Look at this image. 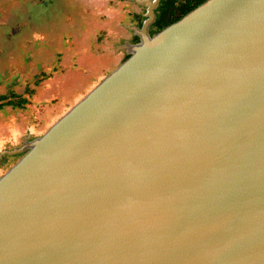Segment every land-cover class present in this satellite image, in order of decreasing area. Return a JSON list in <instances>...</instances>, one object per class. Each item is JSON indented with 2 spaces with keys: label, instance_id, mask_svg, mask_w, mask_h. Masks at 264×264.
<instances>
[{
  "label": "water",
  "instance_id": "1",
  "mask_svg": "<svg viewBox=\"0 0 264 264\" xmlns=\"http://www.w3.org/2000/svg\"><path fill=\"white\" fill-rule=\"evenodd\" d=\"M0 176V264H264V0H206Z\"/></svg>",
  "mask_w": 264,
  "mask_h": 264
},
{
  "label": "rangeland",
  "instance_id": "2",
  "mask_svg": "<svg viewBox=\"0 0 264 264\" xmlns=\"http://www.w3.org/2000/svg\"><path fill=\"white\" fill-rule=\"evenodd\" d=\"M146 7L135 0H0V176L27 141L124 61L126 25L135 13L145 17ZM10 99L24 101L1 104Z\"/></svg>",
  "mask_w": 264,
  "mask_h": 264
},
{
  "label": "trees",
  "instance_id": "3",
  "mask_svg": "<svg viewBox=\"0 0 264 264\" xmlns=\"http://www.w3.org/2000/svg\"><path fill=\"white\" fill-rule=\"evenodd\" d=\"M206 0H160L159 5L156 9V19L152 24L151 35L156 34L163 28L169 26L173 22L180 19L185 14L192 11L195 7L202 4ZM139 38H135L134 41L137 42ZM130 54L125 56V59L128 58ZM124 59V60H125ZM15 95L11 94L10 98H13ZM6 95H0V100H4ZM24 101V99H21ZM19 100L16 104L20 105ZM1 104H10L16 105L15 102L10 99L8 101H2ZM1 106V105H0Z\"/></svg>",
  "mask_w": 264,
  "mask_h": 264
},
{
  "label": "crops",
  "instance_id": "4",
  "mask_svg": "<svg viewBox=\"0 0 264 264\" xmlns=\"http://www.w3.org/2000/svg\"><path fill=\"white\" fill-rule=\"evenodd\" d=\"M160 2V0H159ZM159 4V3H158ZM155 13H156V8L154 9ZM144 14L143 12L142 13H135V19L132 18V22H130L128 25H126V27L129 29V31L131 32V37L129 39V41H126V45L127 44H133V43H136L134 41V39L137 37L138 38V34L137 32L134 30L135 27H139L140 24L142 23V20L145 18L143 17ZM153 24V23H152ZM152 24L150 25L149 27V31L152 30ZM150 33V32H149ZM128 54H129V51L128 50H125Z\"/></svg>",
  "mask_w": 264,
  "mask_h": 264
},
{
  "label": "flooded vegetation",
  "instance_id": "5",
  "mask_svg": "<svg viewBox=\"0 0 264 264\" xmlns=\"http://www.w3.org/2000/svg\"><path fill=\"white\" fill-rule=\"evenodd\" d=\"M157 9V8H156ZM150 32V34H151V30L149 31Z\"/></svg>",
  "mask_w": 264,
  "mask_h": 264
}]
</instances>
